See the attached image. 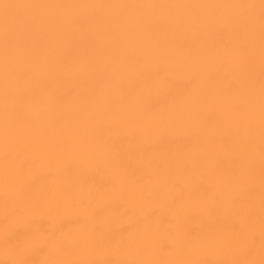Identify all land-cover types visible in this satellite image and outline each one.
I'll use <instances>...</instances> for the list:
<instances>
[{
    "label": "bare ground",
    "instance_id": "6f19581e",
    "mask_svg": "<svg viewBox=\"0 0 264 264\" xmlns=\"http://www.w3.org/2000/svg\"><path fill=\"white\" fill-rule=\"evenodd\" d=\"M0 264H264V0H0Z\"/></svg>",
    "mask_w": 264,
    "mask_h": 264
}]
</instances>
